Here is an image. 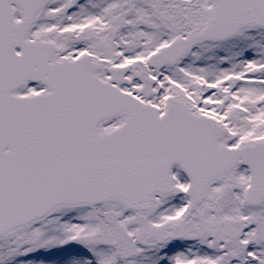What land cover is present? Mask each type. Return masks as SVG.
I'll list each match as a JSON object with an SVG mask.
<instances>
[{"label":"snow or ice","instance_id":"obj_1","mask_svg":"<svg viewBox=\"0 0 264 264\" xmlns=\"http://www.w3.org/2000/svg\"><path fill=\"white\" fill-rule=\"evenodd\" d=\"M0 264H264V0H0Z\"/></svg>","mask_w":264,"mask_h":264}]
</instances>
